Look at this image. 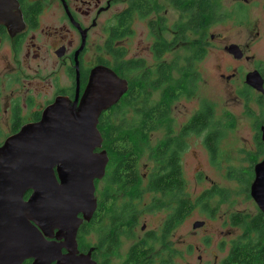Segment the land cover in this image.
<instances>
[{
	"label": "flooded vegetation",
	"instance_id": "flooded-vegetation-1",
	"mask_svg": "<svg viewBox=\"0 0 264 264\" xmlns=\"http://www.w3.org/2000/svg\"><path fill=\"white\" fill-rule=\"evenodd\" d=\"M237 36L247 39H225ZM263 36L264 0H0V145L21 126L38 123L59 99L77 113L92 72L103 68L127 84L118 102L98 119L102 145L94 152L104 150L108 157L103 136L111 126L107 117L119 110L122 128L134 129L128 119L141 114L142 90L151 88L156 94L153 105L165 116L159 122H167L169 134L164 138L179 142L184 182L193 138L201 139L198 149L215 171L230 182L247 180V188H215L216 264L234 262L246 251L264 261V45L257 46ZM230 45L238 47L237 56L228 51ZM210 75L215 87L211 90L219 97L212 102L216 109L210 106L208 133L206 99H200L186 118L178 108L201 85L209 87ZM219 107L227 116L224 120L216 111ZM244 123L250 136L246 150L239 145L223 148L224 131ZM108 135L112 139L111 132ZM139 165L134 180L125 182L138 191L135 206L127 211L120 205L127 201L123 183L110 181L109 157L103 177L94 181L96 207L76 236L78 254H88L94 264L174 262L173 174L165 194L142 193L149 173L144 165L140 173ZM208 207L212 205H203L204 210ZM60 250L62 256L67 254L64 247ZM22 264H33V259Z\"/></svg>",
	"mask_w": 264,
	"mask_h": 264
},
{
	"label": "water",
	"instance_id": "water-1",
	"mask_svg": "<svg viewBox=\"0 0 264 264\" xmlns=\"http://www.w3.org/2000/svg\"><path fill=\"white\" fill-rule=\"evenodd\" d=\"M236 50L228 48L237 56ZM126 89L112 71L97 68L77 113L59 99L38 123L21 126L0 145V264H94L88 254H78L76 236L95 210L94 181L108 161L104 150L94 152L102 145L99 116ZM204 224L196 220L192 229Z\"/></svg>",
	"mask_w": 264,
	"mask_h": 264
},
{
	"label": "trees",
	"instance_id": "trees-1",
	"mask_svg": "<svg viewBox=\"0 0 264 264\" xmlns=\"http://www.w3.org/2000/svg\"><path fill=\"white\" fill-rule=\"evenodd\" d=\"M193 61V59H192ZM135 97L132 98L134 102ZM207 104V103H206ZM206 110V125L205 130L209 133L208 126L211 124V117L209 114L210 105L207 104ZM120 109V108H119ZM119 110H116L110 116L107 117L108 123L111 124L108 131L103 132L104 142L109 144L108 157L109 163L112 166V177L110 181L112 183H123L124 197L126 202L120 204L126 211L130 207H134V199L138 194L135 187H130L125 182L133 178L132 175L137 173V167L142 158H145L150 163V169L148 170L149 176L147 178L148 185L143 188L142 193H153L160 191L165 194L170 190V174H173L172 184L174 190V210H173V226L174 229L182 222V220L194 209L199 208L206 217L213 218L215 216V188L212 187V191H206L200 194L195 200L190 199L186 194L185 182L181 179L182 166L178 162V152L180 150L179 142L171 139L162 138L153 146H150V135L157 121H160L164 115L158 113L155 106L149 102L148 93L143 88L142 90V110L141 114L134 115L127 124L135 126L134 129L124 130ZM199 117V113L195 118ZM194 118V120H195ZM197 120V119H196ZM195 120V124L196 123ZM167 124V122H165ZM111 130V131H110ZM111 132L112 139L109 137ZM169 132L167 131V135ZM114 135V136H113ZM114 137V138H113ZM207 141H210L208 139ZM162 158V161H154V158ZM171 159L173 165L167 161ZM152 165V166H151ZM172 170V171H171ZM159 173L160 176H154L153 174ZM238 187L247 188V180H237ZM29 193H26L25 199ZM212 201V207L203 209L205 203L210 204ZM167 229V226H166ZM181 256V253L176 249L175 258ZM167 264V262H165ZM228 264H264V261L253 258L252 255L245 252L241 258H237L236 261L230 260Z\"/></svg>",
	"mask_w": 264,
	"mask_h": 264
},
{
	"label": "rangeland",
	"instance_id": "rangeland-1",
	"mask_svg": "<svg viewBox=\"0 0 264 264\" xmlns=\"http://www.w3.org/2000/svg\"><path fill=\"white\" fill-rule=\"evenodd\" d=\"M194 39V37H191ZM229 41L234 42H244L247 37L246 36H237V37H229L225 38ZM217 42L214 43L213 49L216 48ZM264 45V36L259 40L257 43V46H263ZM215 60H218L217 55L215 56ZM210 59L208 60V62ZM214 64L210 65L209 73H211V69L213 68ZM208 86L205 88L203 85L200 86L199 89L196 90L195 96H194V90L190 91V96L193 97L191 100L183 101L184 107H179L178 110L181 114H184V117L186 118L190 114V110H194L195 106L198 105L200 99H206V102L208 105L212 107V109H216L217 105H213V101H218L219 96H215L214 92L211 89H214V85L212 83L211 75L207 76ZM145 91L148 93L149 96V102L153 104L154 100L156 99V94L153 93V90L151 88H144ZM153 93V94H152ZM224 105V104H223ZM222 105V106H223ZM222 108H217V112L219 113V116H221L224 119H226L227 116H225L220 110ZM239 113H241V107L239 106ZM132 117L128 119V122L130 121ZM232 123V122H228ZM159 125L157 132H151V135L149 137L150 139V146H153L156 144L154 141L161 140L167 135V129H166V123L165 122H156V125ZM246 123H244V126L237 127V130H232L231 128H228L226 131H224L223 134V140L222 145L223 148L227 149H235L237 145L240 146L241 149L247 148V144L249 142V132L246 128ZM153 135V136H152ZM200 138H193L190 141V153L185 159V186H186V192L185 194L192 200H195L200 194H202L205 190L210 189L214 186V188L217 189H225V188H241L238 187V184L235 182H230L228 179L223 177L219 172L215 171L214 167L210 165V161L208 159V156L205 154L204 151H200L198 149ZM197 152V155L195 156L193 154V151ZM146 166V172L150 169V163L145 159L142 158L140 160L139 165V171L140 173H143L145 170L142 168V166ZM152 166V165H151ZM206 175L207 179H203V176ZM198 176H200L201 179H198ZM246 179V178H245ZM157 199L162 200L163 203L167 202V198L161 197L159 195H155ZM152 198V195L146 196L144 200L149 201ZM215 202V199H214ZM213 205L212 201L210 203ZM216 206V203H215ZM196 220H204L206 221V225L203 229H192V224ZM156 223L155 221L150 222L151 227H155ZM219 232V225L216 222L215 218H209L207 219L205 214L199 209L194 208L183 220L182 222L177 226L176 229H174V235H175V250L177 249L181 256L178 255L177 258H174L173 264H216L215 257L218 256V243H217V235ZM184 242V243H183ZM201 256V261L199 262L197 260V257Z\"/></svg>",
	"mask_w": 264,
	"mask_h": 264
},
{
	"label": "bare ground",
	"instance_id": "bare-ground-1",
	"mask_svg": "<svg viewBox=\"0 0 264 264\" xmlns=\"http://www.w3.org/2000/svg\"><path fill=\"white\" fill-rule=\"evenodd\" d=\"M48 105H49V104H48ZM44 108H45V107H44ZM44 108H43V109H44Z\"/></svg>",
	"mask_w": 264,
	"mask_h": 264
}]
</instances>
